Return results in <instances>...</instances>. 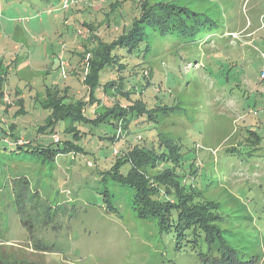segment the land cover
Masks as SVG:
<instances>
[{
    "label": "rangeland",
    "instance_id": "374dc122",
    "mask_svg": "<svg viewBox=\"0 0 264 264\" xmlns=\"http://www.w3.org/2000/svg\"><path fill=\"white\" fill-rule=\"evenodd\" d=\"M140 1L72 0L68 8L44 10V0H1L0 131L15 132L21 144L47 136L36 133L47 115V92L69 101H86L92 92L98 101L84 106L82 114L109 122L106 106L120 96L108 84L119 73L105 66L97 85L89 87L85 78L93 58L85 50L127 29L141 4L182 6L200 14L201 23L189 36L150 31L146 64L137 67L134 78L123 79L132 98L143 95L150 107H174L157 112V125L138 122L142 129L131 133L118 121L115 129L92 127L94 136H114V142L87 134L82 143L88 153L61 154L57 165L44 164L38 177L23 164L6 161V151H0V264H199L197 253L206 247L202 235L194 250L185 240L176 249L172 232L139 217L133 189L107 183L117 209L112 213L99 194L97 171L132 144L159 148L156 133L177 142L182 155L178 165L163 162L159 170L147 168L146 175L171 168L180 186L217 210L227 240L258 253L264 264V0ZM146 81L149 87L141 89ZM56 133V139L63 136L62 126ZM17 173L32 179L25 198L31 191L38 197L26 201L29 212H37L26 224L9 186Z\"/></svg>",
    "mask_w": 264,
    "mask_h": 264
},
{
    "label": "trees",
    "instance_id": "16d2710c",
    "mask_svg": "<svg viewBox=\"0 0 264 264\" xmlns=\"http://www.w3.org/2000/svg\"><path fill=\"white\" fill-rule=\"evenodd\" d=\"M44 1L46 4L44 10H51L54 6L61 8V0ZM113 3L115 2H111L110 5ZM144 7V4L140 5L139 15L132 19L127 29H123L111 41L105 42L103 39H98L94 47L85 50L91 53L93 58L90 62L89 73L85 78V83L89 87L97 85L99 71L105 66L113 67L119 73L118 79L108 84L110 91L114 90L120 96L118 100L111 101V105L106 106L111 117L109 122H106L104 117L87 120L82 114L81 110L84 106L98 101L92 92L89 93L86 101L85 99L69 101L59 96L58 92H47L46 95L50 98V102L48 106H42L47 111V115L43 124L36 129V133L47 136L42 139L35 136L36 138L21 144L15 132L8 131L7 135H3L2 132L7 130L2 129L0 131V151H6L4 153L6 161L23 164V169L29 168L38 177L41 167L44 164H48L50 168L54 167L55 164L57 165L56 157L61 154L88 153L82 143V138L87 134L93 138L99 137L103 141L106 140L110 144L114 142V136H94L92 127L107 124L115 129L118 121L121 122L123 129L131 133L132 128H140L138 125L142 121L157 125L158 111L174 109L172 106L150 107L143 95L132 98L133 91L124 89L123 79L134 78L139 73L137 67L141 63L146 64V58L151 52V44L147 42L150 31L161 36L192 35L200 29L201 21L198 19L200 14L189 12L187 8L174 4H161L155 9L153 6L152 8ZM132 58L138 62L131 64ZM125 70L129 73L124 74ZM142 77L143 74L140 79ZM2 79L3 76H0V97ZM140 86L143 89L142 87H149V84L146 81ZM121 100L125 101L124 104L121 103L123 106L119 103ZM60 126H62L63 136L59 139L57 137L56 140L53 135L57 134L56 131ZM81 126L84 129L80 128ZM9 127L13 130L14 125L10 124ZM38 133L37 135H40ZM156 136L159 141L158 150L150 144H132L124 152L121 151L118 155L113 154V160L109 161V165L97 171L98 181L103 185L99 194H101L105 211L112 213L117 210L114 194L108 189L107 183L129 187L135 191L132 202L136 206L139 217L155 221L161 232H172L177 243L176 249H180L181 241L185 240L194 250L198 245V237L202 235L206 247L204 251L199 250L197 253L199 264H261V257L258 253L248 254L227 240L223 233L226 230L218 227L217 222L221 218L216 213L217 210L210 206V203L198 202L195 190L180 186V181L177 180L171 168L160 169L161 171L154 176L146 175L147 168L156 170L163 162H170L175 166L181 159L182 154L177 153L179 149L176 147L177 142L164 140L157 133ZM107 157L106 154L103 160L106 161ZM88 163L91 165L90 161ZM15 175L17 177L14 176L12 181L10 180L9 186L14 190L13 196L18 201L16 213L26 224L25 218L30 219L32 213L35 212L34 210L29 212L26 208V201L30 204V199L38 197H36V192L31 191L26 199L27 193L25 192L32 179L26 173ZM168 180L173 182L168 184ZM36 205L37 202H33L32 206Z\"/></svg>",
    "mask_w": 264,
    "mask_h": 264
},
{
    "label": "built area",
    "instance_id": "2783aa9c",
    "mask_svg": "<svg viewBox=\"0 0 264 264\" xmlns=\"http://www.w3.org/2000/svg\"><path fill=\"white\" fill-rule=\"evenodd\" d=\"M72 0H61V8L63 9V8H68V6L70 5V2H71ZM54 136V135H53ZM54 138H55V136H54ZM56 139V138H55ZM57 140V139H56ZM116 153V152H115Z\"/></svg>",
    "mask_w": 264,
    "mask_h": 264
},
{
    "label": "crops",
    "instance_id": "0c3cea01",
    "mask_svg": "<svg viewBox=\"0 0 264 264\" xmlns=\"http://www.w3.org/2000/svg\"><path fill=\"white\" fill-rule=\"evenodd\" d=\"M2 10H3V6L1 5V0H0V11H2Z\"/></svg>",
    "mask_w": 264,
    "mask_h": 264
}]
</instances>
